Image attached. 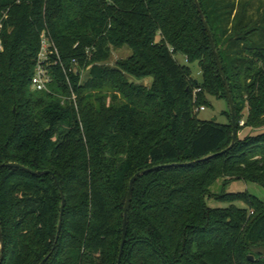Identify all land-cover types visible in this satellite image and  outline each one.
<instances>
[{
	"label": "trees",
	"instance_id": "16d2710c",
	"mask_svg": "<svg viewBox=\"0 0 264 264\" xmlns=\"http://www.w3.org/2000/svg\"><path fill=\"white\" fill-rule=\"evenodd\" d=\"M199 2L238 119L220 155L232 115L196 112L228 95L195 0H0V165L23 167L0 168L3 264H118L131 180L169 164L185 165L135 182L121 264H264V202L224 192L229 207L207 204L219 180L264 188V0ZM45 31L58 55L42 62L51 83L39 91ZM125 47L131 57L104 65ZM37 172L66 196L58 243L60 189Z\"/></svg>",
	"mask_w": 264,
	"mask_h": 264
},
{
	"label": "rangeland",
	"instance_id": "374dc122",
	"mask_svg": "<svg viewBox=\"0 0 264 264\" xmlns=\"http://www.w3.org/2000/svg\"><path fill=\"white\" fill-rule=\"evenodd\" d=\"M257 4L259 0H256ZM132 51L128 48H122V49H115L112 53V57L109 61L105 62L104 65L106 67L110 68H117L118 62L122 60H126L129 57H131ZM179 62L182 65H186L187 62L183 56L178 57ZM191 68L194 71V77L202 80V72L198 64L192 65ZM88 72H84L83 81L87 80L88 78ZM130 81L134 84H140L144 85L146 87L151 86L153 79H147V80H137L135 78L129 77ZM210 103L212 104L211 107H207V110L205 112H197L200 116V119L202 120H216L220 124H228L230 122V117L227 115L230 113V106L225 99H215V98H209ZM250 134L249 129H243L240 132V136L242 138L248 136ZM224 192L236 194V193H247L256 196L261 201L264 202V188L253 184L248 183L245 181H236V182H230L228 185H225L223 180L217 181L215 184H213L211 188V195L212 197L207 199V204L211 208H227L230 206V204L226 201L219 200L217 196L224 194ZM239 207H245L243 203H237L236 204Z\"/></svg>",
	"mask_w": 264,
	"mask_h": 264
},
{
	"label": "water",
	"instance_id": "95a60500",
	"mask_svg": "<svg viewBox=\"0 0 264 264\" xmlns=\"http://www.w3.org/2000/svg\"><path fill=\"white\" fill-rule=\"evenodd\" d=\"M195 1H196V5H197V8H198V11L201 14V18H202V21L204 23V26H205V28H206V30L208 32V35H209V38H210V42H211V46H212V50H213V53L215 55V58H216V61H217V64H218V68H219V71L221 73V76H222V79H223V82H224V85H225V88H226V91H227V95H228V103H229V106H230V111H231V115H232V122H233V129H234V131H233V140H232L231 145L226 150H224L221 153L216 154V155L226 154L227 152H229L230 150H232L235 147V145L238 142V138H239L238 119H237V113H236L235 100H234V96H233V94L231 92V89H230L229 81H228L227 76H226V74L224 72V67H223L222 61L220 59V55H219V52L217 50V47H216V44H215L211 29H210V26H209V24L207 22V19H206L204 13H203V10L201 8L199 0H195ZM183 165H185V164H169V165H164V166H156V167L144 170L143 172L137 173L134 176V178L131 180L130 190H129V194H128L126 205H125L124 224H123V241H122V244H121V250H120L119 263L118 264H121V260H122V257H123V254H124V250H125V246H126L127 231H128V215H129V210H130V206H131V202H132V198H133L135 182L141 176L146 175L148 173H151L153 171H156V170H158L160 168H163V167H180V166H183ZM4 166H8V167H11V168H23L19 164L0 165V168H2ZM31 172H33V171H31ZM37 174H39V175L51 174L52 177L55 179L57 186L60 189V193H61V197H62V206H61L60 221H59L58 233H57V239H56V242L58 243V241L60 239V236H61L62 229H63V224H64V216H65L66 205H67L66 196H65L64 190L60 187V183H59V181L56 178V175L54 173H51V172H37ZM0 248H1L0 264H3V262H4L5 244H4L3 232L1 230V228H0ZM51 255L52 254H50L41 264H45L49 260ZM249 259H250V261H254L255 260L254 256H250Z\"/></svg>",
	"mask_w": 264,
	"mask_h": 264
},
{
	"label": "built area",
	"instance_id": "2783aa9c",
	"mask_svg": "<svg viewBox=\"0 0 264 264\" xmlns=\"http://www.w3.org/2000/svg\"><path fill=\"white\" fill-rule=\"evenodd\" d=\"M10 15L9 11H2L0 12V35L3 32L6 22L9 20ZM1 50H3V46L1 43ZM52 53H56L58 55V50L55 47V45L51 42L48 33L45 31L42 34V50L39 56V64L36 68L35 76L32 80V86L35 90L43 91L47 90L48 85L51 83V78L47 74V71L44 68V65L42 62H46L49 58V55ZM74 100H76V97L74 96ZM207 110V107L202 106L196 110V112H205ZM242 126L245 125V122L241 123Z\"/></svg>",
	"mask_w": 264,
	"mask_h": 264
}]
</instances>
